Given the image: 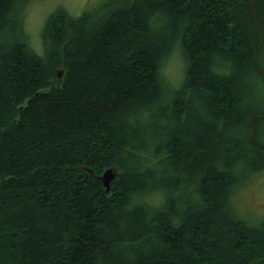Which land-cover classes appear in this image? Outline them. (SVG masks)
<instances>
[{
  "label": "trees",
  "instance_id": "1",
  "mask_svg": "<svg viewBox=\"0 0 264 264\" xmlns=\"http://www.w3.org/2000/svg\"><path fill=\"white\" fill-rule=\"evenodd\" d=\"M22 1L0 0V264H264L234 197L264 168V0L58 8L38 49Z\"/></svg>",
  "mask_w": 264,
  "mask_h": 264
},
{
  "label": "rangeland",
  "instance_id": "2",
  "mask_svg": "<svg viewBox=\"0 0 264 264\" xmlns=\"http://www.w3.org/2000/svg\"><path fill=\"white\" fill-rule=\"evenodd\" d=\"M113 1L116 0H23V25L31 45L38 49L44 22L47 16L56 9L62 8L68 13L78 16L87 7L101 6ZM177 55L172 54L164 68L165 77L172 84H176L182 74L183 64ZM234 197L236 210L240 216L243 215L242 217L246 221L251 223L255 220L254 217L264 216V168L248 183L239 186Z\"/></svg>",
  "mask_w": 264,
  "mask_h": 264
},
{
  "label": "water",
  "instance_id": "3",
  "mask_svg": "<svg viewBox=\"0 0 264 264\" xmlns=\"http://www.w3.org/2000/svg\"><path fill=\"white\" fill-rule=\"evenodd\" d=\"M115 177V170L111 167L107 168L101 175L100 179L102 180L103 184L109 189V182L111 179Z\"/></svg>",
  "mask_w": 264,
  "mask_h": 264
},
{
  "label": "bare ground",
  "instance_id": "4",
  "mask_svg": "<svg viewBox=\"0 0 264 264\" xmlns=\"http://www.w3.org/2000/svg\"><path fill=\"white\" fill-rule=\"evenodd\" d=\"M252 8V7H251ZM53 17V16H52ZM22 27V26H21ZM196 32V31H195ZM257 32V31H256ZM118 34V32H117ZM188 47V46H187ZM192 55V54H191ZM203 59V58H202ZM49 61V60H48ZM262 68V67H261ZM213 74V73H212ZM152 79V78H151ZM221 83V82H220ZM143 88V87H142ZM187 98V97H186ZM29 104V103H28ZM19 117V116H18ZM260 117V116H259ZM254 131V130H253ZM253 135V134H252ZM254 136V135H253ZM136 140V139H135ZM103 157V156H102ZM149 175V174H148ZM119 177V176H118ZM136 178V177H135ZM170 188V187H169ZM129 198V197H128ZM187 206V205H186ZM159 234V233H158ZM177 237V236H176ZM188 237V236H187ZM238 241V240H237ZM246 249V248H245ZM151 258V257H150ZM157 258V257H156ZM191 260V259H190ZM259 261V260H258Z\"/></svg>",
  "mask_w": 264,
  "mask_h": 264
}]
</instances>
